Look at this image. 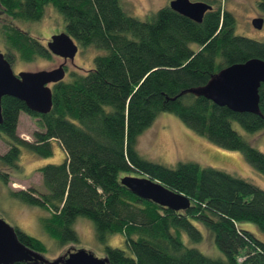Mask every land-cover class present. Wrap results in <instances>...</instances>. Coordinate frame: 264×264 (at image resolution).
I'll list each match as a JSON object with an SVG mask.
<instances>
[{
    "label": "trees",
    "instance_id": "1",
    "mask_svg": "<svg viewBox=\"0 0 264 264\" xmlns=\"http://www.w3.org/2000/svg\"><path fill=\"white\" fill-rule=\"evenodd\" d=\"M201 1L212 9L198 23L168 5L141 20L129 15L121 0H0L14 20L38 21L51 4L77 44L99 50L92 69L73 71L70 80L52 85L47 114L33 113L11 96L1 99L0 136L9 144L1 163L18 168L21 146L47 157L57 141L65 152L63 162L37 169L40 186L8 191L18 201L46 210L41 226L59 247L78 241L73 223L85 217L100 241L110 233L124 238L128 253L105 246L108 264H264V240L241 225L252 222L264 235V189L195 162L166 166L137 150V137L159 113L170 112L215 145L243 152L264 175V153L232 126L236 122L251 133L264 129V83L259 87L260 115L234 112L189 91L232 64L264 60V40L235 33V16L226 0ZM258 6L264 12V0ZM5 30L4 54L10 63L15 53L23 61L50 56L24 30ZM24 112L38 119L33 141L17 134ZM9 175L0 172L5 185ZM126 175L159 181L187 196L191 207L173 211L142 199L121 185ZM198 224L210 233L222 258L192 247L203 238ZM15 232L27 247L48 252L40 239L18 228Z\"/></svg>",
    "mask_w": 264,
    "mask_h": 264
},
{
    "label": "rangeland",
    "instance_id": "2",
    "mask_svg": "<svg viewBox=\"0 0 264 264\" xmlns=\"http://www.w3.org/2000/svg\"><path fill=\"white\" fill-rule=\"evenodd\" d=\"M122 6L129 15L141 20L149 17L170 0H121ZM199 1V0H191ZM259 0H226L225 7L235 16V33L255 40H264V20L261 29L253 27V18L264 19V12L258 6ZM5 26L17 27L29 33L45 48L46 38L54 31L64 30V20L61 14L51 4L46 5L43 15L38 21L14 20L3 6L0 5V51L8 52L5 39ZM57 34V33H55ZM73 61H67V74L64 80H70L73 71L83 73L94 67V57L99 53L95 47H82L78 44ZM49 52V51H48ZM49 57L36 56L29 61L21 60L13 54L12 69L14 73L19 71H36L58 67L63 59L49 52ZM71 62V63H70ZM232 126L254 148L264 153V129L255 133L244 130L238 123ZM38 119L27 113H21L18 119L17 134L24 140L33 141V132L38 130ZM56 142V141H55ZM52 144L53 153L50 156H39L36 153L21 146L18 168H8L0 162V172H8L9 182L4 184L0 176V217L14 228L40 239L47 246L45 258L50 260L63 255L67 250L85 249L93 253L97 258H103L106 245L116 247L128 253L122 234L110 233L102 242L96 237L94 224L90 219L78 217L73 223V229L78 235V241L67 243L59 247L43 230L40 218L46 215L43 207L31 206L18 201L9 194V189L26 190L28 187L40 186L41 178L37 169L46 164H59L65 157L61 149ZM9 144L3 136H0V154L8 150ZM137 150L147 160L166 166H175L178 162H195L200 167H213L232 175L242 177L256 186L264 189V175L258 172L247 160L240 150L227 149L215 145L206 137L199 135L188 128L175 114L170 112L159 113L152 124L137 137ZM243 223V224H242ZM244 228L251 230L256 236L264 240V235L257 226L248 221H242ZM246 224L256 228L253 231ZM203 238L200 242L192 243L203 254L211 258H222V253L216 247L212 236L204 226L198 224ZM185 243L189 240L185 237Z\"/></svg>",
    "mask_w": 264,
    "mask_h": 264
},
{
    "label": "water",
    "instance_id": "3",
    "mask_svg": "<svg viewBox=\"0 0 264 264\" xmlns=\"http://www.w3.org/2000/svg\"><path fill=\"white\" fill-rule=\"evenodd\" d=\"M168 6L195 22H201L204 14L212 9L205 1L170 0ZM252 25L261 29L263 19L253 18ZM64 61H73L78 44L66 31L53 34L46 48ZM64 62L52 69L19 71L14 73L11 63L0 51V123L2 122L1 99L11 96L22 101L26 108L37 114H47L52 106V85L63 81ZM264 83V60L251 58L221 69L203 87L189 89L217 106H225L234 112L260 115L259 87ZM120 183L138 197L173 211L191 207L190 199L175 192L159 181L146 176L126 175ZM108 264V259L97 258L85 249L67 250L63 255L49 260L41 253L24 245L17 237L15 228L0 217V264Z\"/></svg>",
    "mask_w": 264,
    "mask_h": 264
},
{
    "label": "flooded vegetation",
    "instance_id": "4",
    "mask_svg": "<svg viewBox=\"0 0 264 264\" xmlns=\"http://www.w3.org/2000/svg\"><path fill=\"white\" fill-rule=\"evenodd\" d=\"M1 5V4H0ZM3 10H5L4 8H3ZM263 19V18H262ZM264 20V19H263ZM63 31H65V30H63ZM60 32H62V31H54V32H52L47 38H46V47H47V43H48V41L50 40V37L53 35V34H55V33H60ZM78 50H79V46H78ZM48 51V50H47ZM54 55V54H53ZM56 56V55H55ZM56 57H58V56H56ZM58 58H60V57H58ZM63 62L66 64V61H64L63 60ZM71 63V62H70ZM65 64H64V69H65V75L67 74V71H66V66H65Z\"/></svg>",
    "mask_w": 264,
    "mask_h": 264
},
{
    "label": "crops",
    "instance_id": "5",
    "mask_svg": "<svg viewBox=\"0 0 264 264\" xmlns=\"http://www.w3.org/2000/svg\"><path fill=\"white\" fill-rule=\"evenodd\" d=\"M21 117V114L19 115V119ZM55 141H52V144L54 143ZM55 144L61 149L62 153H63V156L65 157V152L64 150L61 148V146L59 145V143L56 141ZM246 226L250 227L253 231L256 230V228L252 225H249V224H246ZM251 231V230H250ZM252 232V231H251Z\"/></svg>",
    "mask_w": 264,
    "mask_h": 264
}]
</instances>
